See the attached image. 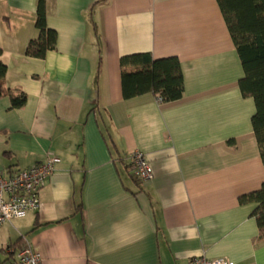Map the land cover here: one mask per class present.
Returning <instances> with one entry per match:
<instances>
[{
    "label": "crops",
    "instance_id": "1",
    "mask_svg": "<svg viewBox=\"0 0 264 264\" xmlns=\"http://www.w3.org/2000/svg\"><path fill=\"white\" fill-rule=\"evenodd\" d=\"M44 1L56 47L35 59L38 0H0L4 84L26 96H0V175L59 160L38 211L0 227L5 264L25 246L41 264H264L255 204H239L264 183L255 105L216 0ZM139 53L178 59L179 101L122 97L120 58Z\"/></svg>",
    "mask_w": 264,
    "mask_h": 264
},
{
    "label": "trees",
    "instance_id": "2",
    "mask_svg": "<svg viewBox=\"0 0 264 264\" xmlns=\"http://www.w3.org/2000/svg\"><path fill=\"white\" fill-rule=\"evenodd\" d=\"M216 2L241 62L243 78L238 83L240 92L254 101L251 127L264 168V0ZM35 27L39 32L38 38L27 44L25 55L43 59L46 53L56 47V32L49 29L46 23L44 0L37 2ZM119 67L124 99L152 94L161 103L169 104L179 101L183 96V76L177 58L155 60L149 53H139L120 58ZM5 74L6 66L0 62V96L9 97L11 108H20L26 96L5 86ZM249 203L255 204L252 217L256 221L259 237L264 240V183L258 191L239 198V204ZM9 257L6 249H0V264H5Z\"/></svg>",
    "mask_w": 264,
    "mask_h": 264
},
{
    "label": "built area",
    "instance_id": "3",
    "mask_svg": "<svg viewBox=\"0 0 264 264\" xmlns=\"http://www.w3.org/2000/svg\"><path fill=\"white\" fill-rule=\"evenodd\" d=\"M161 103L160 99H157ZM133 176L140 182H147L153 176L146 155L141 151L130 154ZM59 162L56 157H48L43 163L26 170L16 172L9 177L0 175V227L24 218L28 213L39 209L38 193L42 185L51 176ZM14 264H41V257L31 247L25 246L15 254ZM187 264H233L225 259L208 260L205 257H193Z\"/></svg>",
    "mask_w": 264,
    "mask_h": 264
}]
</instances>
